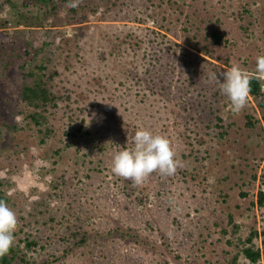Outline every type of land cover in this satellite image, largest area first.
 Returning <instances> with one entry per match:
<instances>
[{"label":"rangeland","instance_id":"rangeland-1","mask_svg":"<svg viewBox=\"0 0 264 264\" xmlns=\"http://www.w3.org/2000/svg\"><path fill=\"white\" fill-rule=\"evenodd\" d=\"M56 1L0 0V199L19 220L13 264H264V107L250 95L233 113L210 79L234 63L255 71L264 0ZM40 65L59 96L49 135L21 100ZM140 127L173 141L174 175L133 185L112 172Z\"/></svg>","mask_w":264,"mask_h":264},{"label":"clouds","instance_id":"clouds-1","mask_svg":"<svg viewBox=\"0 0 264 264\" xmlns=\"http://www.w3.org/2000/svg\"><path fill=\"white\" fill-rule=\"evenodd\" d=\"M81 0H69L67 7H78ZM222 80L217 73H210V79L219 82L222 94L230 101L229 109L239 113L247 104L251 92L253 78L264 80V55L256 58L254 72H249L239 64H232L221 73ZM131 146L118 151L112 162V172L124 179L130 180L133 185H142L146 179L155 173L171 176L181 167V161L173 141L164 134L153 133L147 128H138L131 141ZM18 216L8 203L0 199V256L9 252L18 227Z\"/></svg>","mask_w":264,"mask_h":264},{"label":"trees","instance_id":"trees-1","mask_svg":"<svg viewBox=\"0 0 264 264\" xmlns=\"http://www.w3.org/2000/svg\"><path fill=\"white\" fill-rule=\"evenodd\" d=\"M26 1H34L37 4L45 7H51L52 9H56L58 2L56 0H26ZM159 33V32H156ZM160 36H162V42H159L161 45V49L165 50L167 49L169 52L173 50V47L171 48V45L173 41L168 38L166 35H163L159 33ZM214 39V43L219 44L223 41V37L219 34H213L212 35ZM168 52V53H169ZM161 60H163V56H161ZM48 70V67L46 65H40L36 68V71L30 72L29 76L32 78V82L30 84L25 83L23 84L21 88V100L23 102H26L28 107L33 108L34 110L30 113H28L27 117L31 120L33 124L40 127L39 132H46V135H49L52 133V128L46 127L43 128L45 131H43L42 127L46 124L48 118L45 114L48 107L51 105H57V100L59 99V96L54 92V90L51 87V82L53 80V75L48 74L46 71ZM170 70V68H169ZM167 70L162 67L161 69V75L162 76H168L169 71L165 72ZM171 74V72H170ZM167 80L164 78L159 81V88L156 91L159 92L160 86ZM264 80H258L253 78L251 80V92L250 95L256 98H260V106L264 107ZM152 90L151 88H149ZM165 90L166 88L163 87ZM263 122H264V116H263ZM249 125H252L251 122H249ZM258 204L260 206H264V189H260L258 192ZM75 235V234H74ZM253 239V236H250L247 239L248 243H251ZM29 247H32V245H35L36 242H30L27 241ZM243 254L246 258H248L251 262L256 263L261 259L262 252L259 248L255 249L253 246H246L242 250ZM17 251L15 250L14 246L9 250V252L3 256H0V264H13V261L17 258Z\"/></svg>","mask_w":264,"mask_h":264}]
</instances>
